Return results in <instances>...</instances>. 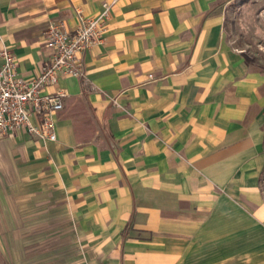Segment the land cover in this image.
<instances>
[{"label": "crops", "instance_id": "1", "mask_svg": "<svg viewBox=\"0 0 264 264\" xmlns=\"http://www.w3.org/2000/svg\"><path fill=\"white\" fill-rule=\"evenodd\" d=\"M103 1L0 0V50L29 76ZM234 1L118 0L87 81L59 77L57 138L0 132V264H264V63Z\"/></svg>", "mask_w": 264, "mask_h": 264}, {"label": "built area", "instance_id": "2", "mask_svg": "<svg viewBox=\"0 0 264 264\" xmlns=\"http://www.w3.org/2000/svg\"><path fill=\"white\" fill-rule=\"evenodd\" d=\"M118 0H104L95 14L78 13L74 30L54 21L45 33V43L54 48L49 60L29 76L18 71L19 59L5 45L0 50V132L25 130L37 138H57L54 113L63 109L68 91L58 86L60 76L72 75L87 81L82 53L100 44ZM54 86L52 90H49Z\"/></svg>", "mask_w": 264, "mask_h": 264}, {"label": "rangeland", "instance_id": "3", "mask_svg": "<svg viewBox=\"0 0 264 264\" xmlns=\"http://www.w3.org/2000/svg\"><path fill=\"white\" fill-rule=\"evenodd\" d=\"M228 16V32L234 43L244 45L264 63V0H235ZM264 191V168L261 173Z\"/></svg>", "mask_w": 264, "mask_h": 264}]
</instances>
